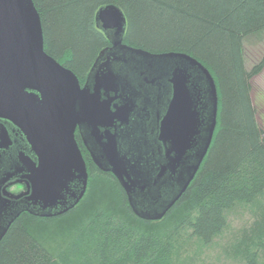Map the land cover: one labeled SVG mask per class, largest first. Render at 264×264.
Wrapping results in <instances>:
<instances>
[{
  "label": "trees",
  "instance_id": "obj_1",
  "mask_svg": "<svg viewBox=\"0 0 264 264\" xmlns=\"http://www.w3.org/2000/svg\"><path fill=\"white\" fill-rule=\"evenodd\" d=\"M32 1L44 52L80 84L110 47L95 23L105 6L125 17L123 45L195 59L216 86V127L192 182L157 221L136 216L117 179L99 170L79 144L88 173L82 200L58 217L22 213L0 241V264H193L239 206L253 219L230 251L241 264H264V131L249 84L264 66V54L245 67V43L264 37V0Z\"/></svg>",
  "mask_w": 264,
  "mask_h": 264
},
{
  "label": "water",
  "instance_id": "obj_2",
  "mask_svg": "<svg viewBox=\"0 0 264 264\" xmlns=\"http://www.w3.org/2000/svg\"><path fill=\"white\" fill-rule=\"evenodd\" d=\"M95 23L110 47L81 87L44 52L33 1L0 0V241L22 213L58 217L82 200L88 174L76 129L93 164L149 221L175 205L207 154L218 104L208 70L185 54L123 45L115 6L100 8ZM137 117L148 119L140 126ZM17 177L29 183L23 199L6 191Z\"/></svg>",
  "mask_w": 264,
  "mask_h": 264
},
{
  "label": "rangeland",
  "instance_id": "obj_3",
  "mask_svg": "<svg viewBox=\"0 0 264 264\" xmlns=\"http://www.w3.org/2000/svg\"><path fill=\"white\" fill-rule=\"evenodd\" d=\"M245 50V67L247 70H250L264 54V37H262L261 40L249 39L248 42L245 43ZM83 84H80V86L82 87ZM249 84L251 87L250 99L256 112L257 123L264 131V66L261 68L260 73L249 81ZM75 139L77 140V137ZM10 190L13 193H18L19 186H15ZM252 219V213L244 206L236 207L233 211L228 213L226 229L214 240L213 244L209 248L203 249L204 251L202 250V255L194 259L193 264H241L239 259L235 258V255H232L230 246L234 243V240L241 236L242 231L252 224ZM52 242L49 243L48 241L49 245ZM51 247L56 249L59 246L52 244ZM188 248V250H190L193 247L191 248L190 245Z\"/></svg>",
  "mask_w": 264,
  "mask_h": 264
},
{
  "label": "flooded vegetation",
  "instance_id": "obj_4",
  "mask_svg": "<svg viewBox=\"0 0 264 264\" xmlns=\"http://www.w3.org/2000/svg\"><path fill=\"white\" fill-rule=\"evenodd\" d=\"M87 77V76H86ZM83 86V85H82ZM149 112V111H148ZM148 118L144 117L143 118H135V120L133 121V123H137L139 124L140 126L142 125L141 122H145ZM148 122V121H147ZM77 137V144H78V147H79V144L86 150V148L84 147V144L82 142V139H81V136H80V132L78 129H76V132H75V138ZM87 151V150H86ZM7 189L6 191L9 193V194H12L14 196L16 195H23L22 199L24 197H26V192H28V189H29V183L27 181V179H25L24 177H17V178H14L13 180H11L9 182V184H7ZM15 186H19V192L18 193H13L10 189L15 187ZM21 189V190H20Z\"/></svg>",
  "mask_w": 264,
  "mask_h": 264
}]
</instances>
